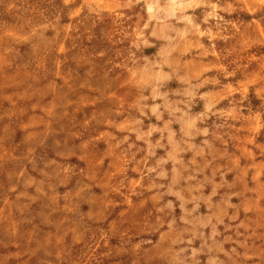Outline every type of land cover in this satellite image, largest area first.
Returning a JSON list of instances; mask_svg holds the SVG:
<instances>
[{
    "label": "rangeland",
    "instance_id": "rangeland-1",
    "mask_svg": "<svg viewBox=\"0 0 264 264\" xmlns=\"http://www.w3.org/2000/svg\"><path fill=\"white\" fill-rule=\"evenodd\" d=\"M0 264H264V0H0Z\"/></svg>",
    "mask_w": 264,
    "mask_h": 264
}]
</instances>
